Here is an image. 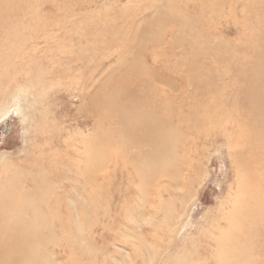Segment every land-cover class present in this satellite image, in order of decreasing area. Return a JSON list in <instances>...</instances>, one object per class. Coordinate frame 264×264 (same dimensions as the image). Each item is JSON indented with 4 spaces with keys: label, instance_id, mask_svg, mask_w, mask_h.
Instances as JSON below:
<instances>
[{
    "label": "rangeland",
    "instance_id": "rangeland-1",
    "mask_svg": "<svg viewBox=\"0 0 264 264\" xmlns=\"http://www.w3.org/2000/svg\"><path fill=\"white\" fill-rule=\"evenodd\" d=\"M46 1H28L31 4L30 11L25 14L24 54L28 49L26 44L32 37L37 34H45L42 31L43 28L34 22V18L36 17V2ZM161 1L70 0L69 34L65 39V44L60 46L68 49L66 56L64 57L65 51L60 52L58 48H52L44 55V60L47 61L46 65L40 63L39 66H35L31 61L33 59L30 60L28 56H25L23 67L19 66L20 69L17 71L23 69V73H18V83L8 84L11 78L0 83V161L3 158L26 153L35 143L36 137L42 134L47 124L46 119L52 114L56 120H63L61 125L64 127L73 131L78 129L81 132L83 130L85 136H88L93 143L96 142L87 145L84 162L77 161L82 167L78 169L77 173L74 172L69 183L66 182L68 184L65 191L59 188L44 196L50 202L53 200L52 207L48 206L47 208V200H42L45 194L42 189L35 198L40 202L38 214L30 205L27 217L36 218L40 222L42 242L40 247L42 249L43 230L49 225L55 226L54 237L56 239L63 236L59 231L60 225H63L65 227L61 228L64 229V234L73 244L75 252L79 255H88L84 260L87 262L86 264H264V252L261 251L263 244L259 243L264 239V198L262 197L264 189L261 192L258 186L254 187L255 182L259 183L257 178H264V173L257 171L255 163L256 158L261 161L259 156L264 155V128L255 127L254 130H250L245 128L246 123H242L240 119L235 120L234 127L239 128L240 131L233 132L234 138L229 139L227 135L217 132L212 141L210 140V146L207 145V151L199 153V161H194L192 159L194 156L190 153L191 149L194 152L191 133L184 126H178L174 116L164 114V111L160 110L158 115L162 121L164 123L172 122L165 131L170 135L165 144V153L171 156L170 159L173 162L169 175H166L165 172L162 173L163 175H157V172L165 169L164 159H161L158 166H153V159H144L146 152L140 149L137 151L136 161L131 164L117 161L115 164L116 159L119 158L116 156L117 151L124 150L121 155H128L129 135L127 136L123 132H113L110 128L103 130L99 128L92 133L91 123L88 127L77 124L76 114L79 113L83 103L78 91L84 89L89 98L91 90L94 91V87L99 84L97 83L95 86L87 84H94L95 79L101 83L100 93L105 86L113 89L124 86L128 97L132 94L139 98L144 96L141 106L148 105L150 102L170 104L167 106V110L174 108L176 113L181 112L184 116H187L188 105L200 98H209V93H201L187 80L185 73L183 74L186 77H181L175 75V71H164V68L161 70L151 59V56H154L169 65L175 61L174 56L167 57L165 55V50L170 47L174 48L175 40L180 39L176 34L181 28L174 22L175 16L184 17L183 21L188 18L183 22V24L187 22L186 29L192 26V22L193 28H199L200 32L207 31L209 33L206 18L201 16L195 4L192 3V8L190 6L186 16L178 8L168 13L167 6L170 5V2H164V4ZM233 1L236 2V0ZM253 2L262 3L264 0H253ZM233 13L236 15L234 10ZM161 16L163 17L162 21H168L169 25L164 28V31L157 32L156 24H160ZM192 16L193 19L199 20H191ZM110 17L112 18L111 24ZM230 20L233 22L232 19ZM106 21L108 24L105 25ZM146 22L153 24L144 27ZM212 24L220 26V31L223 29V23H219L218 18H214ZM113 25L116 31L107 33L105 28L110 27L114 30ZM231 25L234 30L231 28L229 32L227 26L223 30L224 39L240 40V33L236 35L235 32L236 29L239 30L238 26ZM218 26L217 28H219ZM116 27H119L122 33ZM156 33L158 34L156 35ZM186 33L190 32L184 33L188 37ZM120 34H124L123 39L120 38ZM163 35L164 38H162ZM189 37L191 38V34ZM216 38L219 41L223 37L215 33ZM181 47L186 46L181 45ZM229 48H223L224 60L217 65L220 70L218 69V74L212 79L214 81L218 77L216 83L212 80H203L201 83L204 88L210 89L212 94H216V90L221 88L222 77L229 75L231 78V74H233V71L230 70H233L236 65V61L231 59V56H234L231 54L234 47ZM120 49L124 50L123 56L120 55ZM80 53L84 56L83 62L77 60ZM58 56L60 58H57ZM187 56L186 53L184 58ZM33 58L36 60L37 57ZM171 58L172 60H170ZM71 60L75 64L68 63ZM65 62L71 68L65 67ZM230 62L231 64H229ZM82 64L83 69H86V74L82 76L87 82L81 77L83 71L80 67ZM144 67H149L154 72L144 71ZM12 69L10 70L13 75L16 74L17 72H13ZM62 69L67 73L65 80L54 75V71L55 74H59ZM94 70H96L97 76L95 75L90 80L91 71ZM75 75L78 77L77 82L82 81L87 84H74ZM51 76L54 79V84L50 82L49 77ZM205 77L207 76L205 75ZM137 78L139 79L136 80ZM123 79H126L127 82L122 83ZM57 82L71 84L72 87L69 90L74 89L75 92H71L73 95L70 96L71 93L68 95L64 91L52 93L51 88L55 87ZM118 90L123 93L122 89L118 88ZM132 103L133 101L126 104L132 105ZM228 108L230 109L231 106L228 105ZM111 110H108L111 111L108 114L113 115L115 126L119 127L120 120L117 112L115 108H111ZM78 120L80 121V119ZM114 134L125 139L114 144L112 140H109L114 137ZM146 144H149L148 147L152 150L156 145L154 143ZM243 144L248 145L249 150L243 149ZM141 146L146 147V145ZM156 147L159 151L158 146ZM149 165L150 169H148ZM188 168L191 170L188 171ZM95 170L98 171L99 176L101 175L100 181H97L98 175L93 179ZM116 170L115 176L109 175L115 173ZM153 173L157 176L152 180L150 177ZM155 180L157 183L164 181L163 185L169 190L163 192L164 195H161L162 192L160 193L159 197L163 196L161 199L152 197ZM180 181L188 182V186L184 185L183 187ZM60 187H62L61 184ZM251 193H253V197H262V199L257 200V209L260 211L256 212L249 225L242 224L237 231H232L231 224L229 227L228 225L223 226L221 229H224V237L228 235L229 241L220 237L218 241L205 244L199 238L198 247L200 248L201 245L204 247L201 250L198 249L200 253L192 256L191 252L194 249L189 245L187 239L196 230L205 229L207 222L213 218L216 219L224 209L228 212L232 207H235L238 200L243 203L244 196L248 194L252 196ZM262 201L263 206H260ZM24 202L28 204L27 200ZM173 229H178V235L175 239L172 236L165 239L164 246L169 244L170 251H175L176 245L179 244H186L187 248L185 253L180 252L177 255L166 256L161 245L159 243L154 245L147 232L167 233L168 230ZM215 234L218 235L217 237L220 236V232H215ZM224 244L225 246L222 247ZM50 250H52L51 254L47 252L48 256L45 257L49 260L48 264H66L64 257L56 252L57 248H55V253H53V249ZM208 250L210 253H206ZM39 264L47 263L42 260Z\"/></svg>",
    "mask_w": 264,
    "mask_h": 264
},
{
    "label": "bare ground",
    "instance_id": "bare-ground-1",
    "mask_svg": "<svg viewBox=\"0 0 264 264\" xmlns=\"http://www.w3.org/2000/svg\"><path fill=\"white\" fill-rule=\"evenodd\" d=\"M28 1L29 0H0V83L8 81L9 78L11 79L8 84L18 83V73H23V69L19 72L17 71L20 69L19 66L23 67L25 56H28L30 60L33 59L31 61L35 66H39L40 63L46 65L47 61L44 60V55L52 48H58L60 52L65 51L64 57L67 54L66 50L68 49L61 48L60 46L65 44V39L69 34L70 0L36 2V17L34 18V22L38 24L40 28H43L42 31L45 34H37L32 37L26 44V48L28 47L27 53H23L25 14L27 11H30L31 4V2ZM161 2H170V5L167 6L168 13L178 8L180 12L185 15L189 13L188 10H190V6L192 8V3L195 4L201 16H205L210 34L207 31L200 32L199 28H193L191 21L192 26L189 27L187 25L189 28L186 29L185 25L187 22H185V24H183V22L187 21L188 18L185 17L187 19L183 21L184 17L179 18L175 16L173 20L179 24L181 28L177 31L178 34H176L180 39L175 40V42L172 39L171 41L175 43V47H170L165 50V55L167 57L174 56L175 61L169 65L164 64L161 60H158L157 57L151 56V59L161 70L164 68V71H175V75L181 77H186L183 74L185 73L187 75V80L201 93H209V98H200L196 102L188 105L186 108L187 116H184L181 112L176 113V109L174 108L167 110V106L170 104L150 102L148 105L141 106L144 96L139 98V96L132 94L128 97L124 86L118 87L123 90V93L119 91L118 88L113 89L112 87L107 88L106 86L103 87V91L100 93L102 89L100 88L101 83L96 79L94 84L90 83V80L96 75V70L91 71L90 84L83 83L82 81L77 82V75L74 76L73 82L78 85L87 84L95 86V84H99L94 87V91L93 89L91 90L89 98L84 89L78 91L83 101L79 113L76 114V121L79 126L84 125L88 127L91 123L92 133L99 128L100 130L110 128L113 132H123L127 136L129 135L128 155H121L124 153V150L117 151L118 153L116 152V156H119V158L116 159L115 164L117 161L130 164L136 161L138 156L137 151L140 149L146 152L144 159H153V166H158L163 158L165 169L157 172V175L164 172L166 175H169L173 161L170 159L171 156L165 153V144L170 138V135L166 134L165 131L172 122L164 123L158 115L160 110H163L164 114L174 116L175 123L180 127L184 126L191 133L190 136L194 143V152H192L191 149L190 153L194 156V158H192L194 161L199 159V153L207 151V145L211 143L212 138H214L217 132L223 133L225 136L227 135L229 139H233V132L239 130V128L234 127L235 120L238 121V119H240L242 123H246L245 128L250 130H254L255 127L264 128V2H253V0H236V2L233 0H162ZM237 6L239 7L238 11ZM233 10L236 15L233 13ZM162 18V16L159 18L160 24H156L157 32L164 31V28L169 25L168 21H162ZM214 18H218L219 23H223V29L221 31L220 26L217 25L219 27L217 28L216 25L212 24ZM45 19H47V21H44ZM230 19H232L233 22H230ZM228 21L238 26L239 30L236 29L235 32L236 35L240 33V40L224 39V28L227 26L230 32L233 27ZM190 22L188 23L190 24ZM106 23L107 21L105 25ZM111 23L112 18L110 17V24ZM152 24L146 22L144 27L152 26ZM116 28L122 33L119 27ZM105 30L107 33H114L116 31L115 29L112 30L110 27L108 29L105 28ZM186 31L190 32L191 38L188 33H186L188 37L184 35ZM215 33L223 38L218 41L217 38L215 39ZM62 34L64 36H61ZM157 34L158 33H156V35ZM120 36L121 39L124 38V34H120ZM176 37L174 38L176 39ZM162 38H164V35ZM181 45L186 47H181ZM231 46L234 47L232 48L233 50H231L232 52L229 51L231 54H234V56H231V59L236 61L233 70H230L233 71V74H231V78L229 75L224 74L225 76L222 77L223 80H219L222 83L221 88L219 90L215 89L216 94H212L213 92L211 93L210 89L204 88L201 83L203 80H212L216 77L219 69L217 65L224 60L225 52L223 48L230 49L229 47ZM123 51V49L119 50L121 56H123ZM186 53L188 56L184 58ZM60 55L63 57L62 54ZM78 56L77 60L83 62L84 56L81 53L78 54ZM33 57H37L36 60ZM57 58L60 57L58 56ZM170 60H172V58ZM68 63L75 64L72 60L68 61ZM68 63L65 62V67L71 68ZM229 64H231V62ZM58 65L61 64L58 63ZM11 68H13V72L17 73L13 75L10 70ZM80 68H82L81 71H83L81 74L83 79V76L86 74V69H83V64ZM143 70L154 72L149 67H144ZM219 73H221V71H219ZM54 75H58L61 80H65L64 78L67 77L66 70L63 71V69L59 71V74H55L54 71ZM205 75L207 77H205ZM49 78L50 82L53 83L54 79L52 76ZM217 78L214 80L215 83ZM118 81H120V78H118ZM85 82H87V80H85ZM121 82L126 83L127 81L123 79ZM61 84V82H57V87L51 88L52 93L64 91V93L69 95L72 91L75 92L74 89L69 90L72 87L71 84L68 85L66 82ZM203 84L205 85L206 83ZM72 95L73 93L70 94V96ZM131 101H133L132 105H128ZM228 105L231 106L230 109ZM111 108H115L117 112L120 120V124L118 123L119 127L115 126V118L113 115L110 116L108 114L113 110H111ZM109 109L111 111H108ZM78 119H80V121ZM62 121L63 120H56L53 114L49 115L46 119L47 124L42 134L36 137L35 143L26 153L3 158L0 161V264H39L42 260L48 264L49 260L45 258L48 256L47 252L51 254L52 250L50 249H53V253H55V248L58 249L56 252L64 257L66 264L87 263L84 262V260L88 255H79L75 252L73 244L67 239L64 234V229L61 228L65 227L63 225L59 227L60 234L63 235L60 238L55 239L54 237L55 226L49 225L43 230L44 244L42 249L40 247L42 244L40 222L36 218L30 219L27 217L28 209L31 207L30 205H32L34 212L38 214L40 202L35 200V198L41 189L43 193H45L42 200L46 199L44 196L53 190L62 188L63 191H65L64 189H66L69 180H71L75 174L74 172L77 173L78 169L82 167L77 161L84 162L87 145L96 143H93L88 136H85L83 130L81 132L78 129L77 131H73L66 128V126L64 127L61 125ZM113 138L111 137L109 140H112L114 144L120 143V141L125 139H122L118 134H114ZM97 142H99V139H97ZM144 142L150 144L154 143L156 145L154 148L152 146V150L149 149V144L147 145ZM141 145H146V147L143 148ZM243 145V149L249 150L248 145ZM156 146H158L159 151H157ZM186 156L188 157V155ZM259 157L262 159L261 161H258L257 158L255 160L257 171L264 173V155H260ZM150 168L151 166L149 165L148 169ZM191 169L188 168V171ZM116 173L117 170L115 173L109 175L115 176ZM18 175H20L19 179ZM97 175L98 171L95 170L93 179ZM157 175L153 173L150 179L152 178L153 180ZM100 179L101 175H98L97 181H100ZM257 180L259 183L255 182L254 187L256 188V186H258L262 192V189H264V178H257ZM67 181L68 183L66 184ZM154 182L156 183L154 189L152 188L153 198L159 197L161 192L165 193L169 191L167 187L163 185L164 181L157 183L155 180ZM60 184L62 187H60ZM184 185L188 186V182L183 181L182 186L184 187ZM164 193L161 195H164ZM252 194L253 193H251V195ZM262 197L264 198L263 192ZM262 197H253V195L250 196V194L244 196L243 203L238 200L241 206L236 202L235 207H232L228 212L224 209L216 219L213 218L208 221L205 229L196 230L194 234L191 233L192 235L187 239L189 245L194 249L191 255L195 256L204 247L203 245H201L200 248L198 247L197 243L199 238L207 244L212 241H218L220 237H224V229H221L223 226L228 225L229 227V224H231V227H233L232 231H237L242 224L249 225L255 217L256 212L260 211L257 209L258 206L256 202L258 199H262ZM161 198H163V196L159 197V199ZM24 200H27L29 205L24 202ZM52 202L53 200H51V202L47 200V208L52 205ZM260 206H263V201L260 203ZM53 223H55L54 220ZM215 232H220V236L217 237L218 235L216 236ZM178 233V229L168 230L167 233L147 232L148 236L153 240L152 243L154 245L159 243L166 256L177 255L180 252L185 253L187 248L186 244L181 245L177 243L179 245H176L177 248L175 251H170L169 244L164 246L165 239L171 236L175 239ZM227 237L228 235L224 237V239L229 241L230 238ZM259 243L263 244V249H261V251L264 252V239L260 240ZM224 246L225 244L222 247ZM206 253H210V250Z\"/></svg>",
    "mask_w": 264,
    "mask_h": 264
}]
</instances>
